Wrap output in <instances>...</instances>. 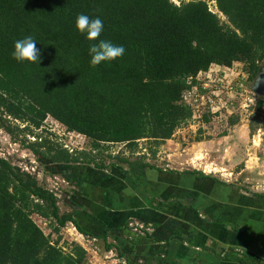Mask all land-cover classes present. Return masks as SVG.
Instances as JSON below:
<instances>
[{
  "label": "trees",
  "instance_id": "trees-1",
  "mask_svg": "<svg viewBox=\"0 0 264 264\" xmlns=\"http://www.w3.org/2000/svg\"><path fill=\"white\" fill-rule=\"evenodd\" d=\"M213 1L228 23L207 0H0V136H24L22 146L52 165L155 169L150 158L193 120L185 95L201 88L199 77L240 64L252 81L264 60V0ZM80 14L103 21L96 41L76 28ZM27 36L37 43L39 63L12 56ZM99 40L123 46V56L93 67L89 48ZM203 117L209 123L214 114L208 109ZM50 118L87 138L89 150L51 138ZM142 141L152 145L143 154ZM113 145L125 151L113 156ZM37 177L0 155V264H92L78 243L61 245L73 212Z\"/></svg>",
  "mask_w": 264,
  "mask_h": 264
},
{
  "label": "crops",
  "instance_id": "crops-1",
  "mask_svg": "<svg viewBox=\"0 0 264 264\" xmlns=\"http://www.w3.org/2000/svg\"><path fill=\"white\" fill-rule=\"evenodd\" d=\"M56 169L66 186L55 193L74 218L65 235L92 264H264V193L127 164Z\"/></svg>",
  "mask_w": 264,
  "mask_h": 264
},
{
  "label": "rangeland",
  "instance_id": "rangeland-1",
  "mask_svg": "<svg viewBox=\"0 0 264 264\" xmlns=\"http://www.w3.org/2000/svg\"><path fill=\"white\" fill-rule=\"evenodd\" d=\"M171 1L180 5L183 1L191 0ZM207 1L211 11L218 14L222 22L228 23L226 17L217 11L216 3L213 0ZM199 82L201 88L196 87L185 95L187 103L195 111L193 120L178 129L171 140L159 147L157 157L150 158V164L159 170L207 174L243 187L251 193H264V103L261 106L262 115L258 117L257 114L262 97L254 94L259 98L256 99L248 90L252 81L248 80L240 64L233 68L214 66L208 74L199 77ZM229 88L234 90H226ZM208 109L214 117L205 123L203 116ZM232 120L237 121V124L231 126ZM45 128L52 134L51 138L58 139L65 148L89 150L87 138L68 133L53 119L47 120ZM42 133L48 135L45 129ZM8 136L3 132L0 136L1 158L12 160L14 165H19L23 170L36 167L35 174L40 183L45 181L53 188L60 182L62 188H65L64 174L56 169V165L49 164L43 157L36 158L30 150L25 149L20 143L24 136L19 137V142L12 141ZM9 142L16 144L15 151L8 146ZM108 147L109 154L113 156L125 151L123 145ZM150 147L151 143L140 142L141 154L146 153ZM35 221L46 234L50 233L43 219L35 217ZM62 236L61 245L72 244L64 232Z\"/></svg>",
  "mask_w": 264,
  "mask_h": 264
},
{
  "label": "clouds",
  "instance_id": "clouds-1",
  "mask_svg": "<svg viewBox=\"0 0 264 264\" xmlns=\"http://www.w3.org/2000/svg\"><path fill=\"white\" fill-rule=\"evenodd\" d=\"M76 28L80 33H86V38L89 41H96L104 29V24L100 18H90L88 15L80 14L76 19ZM36 45L37 43L32 36L17 40L14 43L13 58L18 62L39 63L41 54ZM124 52L123 46L115 45L110 41L99 40L98 43L92 44L89 48L90 63L95 67L102 62L114 61L122 57Z\"/></svg>",
  "mask_w": 264,
  "mask_h": 264
},
{
  "label": "water",
  "instance_id": "water-1",
  "mask_svg": "<svg viewBox=\"0 0 264 264\" xmlns=\"http://www.w3.org/2000/svg\"><path fill=\"white\" fill-rule=\"evenodd\" d=\"M248 90L264 98V60L260 65L258 73L248 86Z\"/></svg>",
  "mask_w": 264,
  "mask_h": 264
},
{
  "label": "built area",
  "instance_id": "built-area-1",
  "mask_svg": "<svg viewBox=\"0 0 264 264\" xmlns=\"http://www.w3.org/2000/svg\"><path fill=\"white\" fill-rule=\"evenodd\" d=\"M226 90H229V91H232V90H234V89H232V88H229V89H226ZM253 96L256 98V99H259L256 95H254L253 94ZM32 140H35V139H32ZM8 146H10L11 148H13V150L15 151V149H14V147L16 146V144H12V142H9L8 143ZM67 148H69L68 146H66ZM69 149H72V148H69ZM14 155V154H13ZM22 160H25V158H21ZM31 169V170H30ZM30 169H26V171H28V172H31V173H33V174H35L36 173V167H32V168H30Z\"/></svg>",
  "mask_w": 264,
  "mask_h": 264
},
{
  "label": "bare ground",
  "instance_id": "bare-ground-1",
  "mask_svg": "<svg viewBox=\"0 0 264 264\" xmlns=\"http://www.w3.org/2000/svg\"><path fill=\"white\" fill-rule=\"evenodd\" d=\"M254 94V93H253ZM259 96V95H258ZM263 98V97H262Z\"/></svg>",
  "mask_w": 264,
  "mask_h": 264
}]
</instances>
